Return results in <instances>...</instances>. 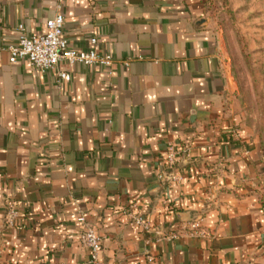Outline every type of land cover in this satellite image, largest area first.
Returning <instances> with one entry per match:
<instances>
[{
    "label": "crops",
    "instance_id": "0c3cea01",
    "mask_svg": "<svg viewBox=\"0 0 264 264\" xmlns=\"http://www.w3.org/2000/svg\"><path fill=\"white\" fill-rule=\"evenodd\" d=\"M57 12L72 47L113 61L40 72L0 50V264H91L77 210L103 264H264V166L237 128L206 1L0 0V46ZM169 142L176 186L157 177ZM132 201L149 230L122 212ZM8 205L20 227L3 225ZM197 219L205 236L168 237Z\"/></svg>",
    "mask_w": 264,
    "mask_h": 264
},
{
    "label": "rangeland",
    "instance_id": "374dc122",
    "mask_svg": "<svg viewBox=\"0 0 264 264\" xmlns=\"http://www.w3.org/2000/svg\"><path fill=\"white\" fill-rule=\"evenodd\" d=\"M233 87L237 128L256 142L264 166V0H205Z\"/></svg>",
    "mask_w": 264,
    "mask_h": 264
},
{
    "label": "built area",
    "instance_id": "2783aa9c",
    "mask_svg": "<svg viewBox=\"0 0 264 264\" xmlns=\"http://www.w3.org/2000/svg\"><path fill=\"white\" fill-rule=\"evenodd\" d=\"M64 18L61 12H57L53 17L46 20V29L39 34L27 35L21 33L14 43L0 46L8 53L9 62L14 63L19 60H28L34 68L40 72L55 68L59 61L65 60L69 64H99L110 65L113 58L110 54H99L94 49H77L70 45L63 32ZM18 28L22 30V25ZM95 43V38L91 39ZM127 64V61H124ZM57 76L60 81L70 80V73L58 70ZM164 158V169L160 170L157 177L166 181L171 186L180 185L182 175L178 171L177 165L181 159L182 151L174 143L169 142L162 150ZM137 204L132 201L122 212L129 216L133 222L142 230H149L150 224L143 215L136 210ZM20 212L17 206L8 205L5 210L3 225L5 227H20ZM76 222L79 225L78 240L82 247L89 251L91 264H103L101 254L102 236L86 218V212L77 210ZM181 235L205 236L206 232L201 226L200 220H194L187 225L168 234L170 238Z\"/></svg>",
    "mask_w": 264,
    "mask_h": 264
},
{
    "label": "water",
    "instance_id": "95a60500",
    "mask_svg": "<svg viewBox=\"0 0 264 264\" xmlns=\"http://www.w3.org/2000/svg\"><path fill=\"white\" fill-rule=\"evenodd\" d=\"M205 21H206L205 18H200V19H198V20L195 22V26H196L197 28H201L202 25L205 23Z\"/></svg>",
    "mask_w": 264,
    "mask_h": 264
}]
</instances>
